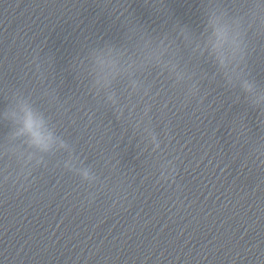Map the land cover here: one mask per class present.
I'll list each match as a JSON object with an SVG mask.
<instances>
[{
	"label": "clouds",
	"instance_id": "1",
	"mask_svg": "<svg viewBox=\"0 0 264 264\" xmlns=\"http://www.w3.org/2000/svg\"><path fill=\"white\" fill-rule=\"evenodd\" d=\"M247 90L251 89V85L246 84L245 85ZM25 128L26 130H29L30 132H34L35 130V121L31 114H27L26 119H25ZM34 142H36L38 145L43 146L44 148L48 147V144L42 139L34 136Z\"/></svg>",
	"mask_w": 264,
	"mask_h": 264
}]
</instances>
